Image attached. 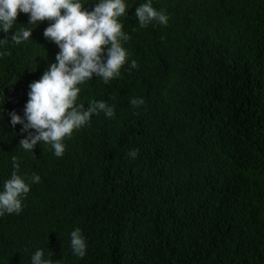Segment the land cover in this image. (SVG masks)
<instances>
[{
	"label": "clouds",
	"instance_id": "obj_1",
	"mask_svg": "<svg viewBox=\"0 0 264 264\" xmlns=\"http://www.w3.org/2000/svg\"><path fill=\"white\" fill-rule=\"evenodd\" d=\"M238 2L252 7L246 11ZM229 6L234 21H210L203 43L181 48L187 52L183 58L175 56V51L167 53V47L174 44L175 49L189 31L200 30L201 25L192 15L210 19L222 7V0H0V30H12L17 16L22 25L11 41L19 45L34 38L39 51L31 48L27 54L32 53L35 58L48 50L47 42L55 44L54 53L58 52L56 62L49 64L39 80L30 83L24 117L15 111L10 113L13 126L23 125L22 130L18 129L19 145L26 151L36 150L38 155L40 146L45 145L42 159L54 173L59 167L54 157L66 155V141L73 131L91 124L103 144L88 139L91 150L101 153L100 159L110 163L123 152L135 159L140 140L149 143L151 139L160 159L180 163L190 159L215 175L228 204L224 214L230 215L233 224L249 208L248 203L258 209L256 197L241 187L244 178L238 174L252 165L239 144V134L251 126L244 109L264 107V71L244 70L227 55H208L228 52L237 28L247 30L252 46H260L264 37L250 28L255 20L264 24L256 15L258 11L264 13V0H233ZM167 24L174 32L171 38L159 27ZM7 42L0 39V44ZM4 54L7 53H0ZM188 55L194 58L189 59ZM126 67L134 77L136 90L131 96L123 82ZM213 90H217L215 97ZM222 94H226V100H222ZM80 96H90L95 101H80ZM147 96L168 106L167 110H150ZM140 105L148 112L144 121L132 109H139ZM219 106L232 114L221 113ZM128 110L137 114L136 120L111 122L100 115L104 112L108 118L121 120ZM29 129L35 134H27ZM3 156L0 153V177L5 180L0 192V215L17 217L22 211V199L30 191V183L23 178L29 158L17 161L13 156L12 164H5ZM232 171L237 173L235 177L231 176ZM75 175L83 176L78 172ZM29 179L31 183L41 180L37 174ZM90 186L91 182L82 188ZM199 193L209 202L210 191ZM150 204L154 203L134 202L117 208L101 193L90 192L78 202L87 215L83 222L88 225L72 229L67 238L55 245L51 236L38 247L29 245L27 264H90V252L114 264H150L143 243L116 242L108 227L120 225L111 213L129 208L131 216L140 215L142 207ZM51 211L53 214L52 208ZM154 224L166 233L174 226L161 211ZM167 234L165 248L159 249L162 253L168 255L171 249L184 246L171 257L174 264L203 262L200 252L185 236ZM115 255L121 256L122 262L114 260Z\"/></svg>",
	"mask_w": 264,
	"mask_h": 264
},
{
	"label": "trees",
	"instance_id": "obj_2",
	"mask_svg": "<svg viewBox=\"0 0 264 264\" xmlns=\"http://www.w3.org/2000/svg\"><path fill=\"white\" fill-rule=\"evenodd\" d=\"M150 1L156 3L160 0ZM230 1L233 0H222V7L210 19L192 15L201 29L189 31L182 41L176 43L175 49L172 48L174 44L167 47V53L171 55L175 51V56L185 58L187 52L181 48L186 50L185 44L194 47L203 43L206 37L204 31L210 21H234ZM238 3L246 11L252 7L244 2ZM256 15L259 20H264L263 12L258 11ZM19 20L17 16L13 29L8 33L0 30V39L8 41L0 44V53H7L0 55V153L4 155L5 164H12L13 156L17 161L29 158L23 178L30 183V191L22 199V211L17 217L0 215V264H27L29 245L38 247L48 236L55 245L67 238L72 229L88 225L83 222L87 215L78 202L90 192L101 193L109 204L117 208L134 205V202L154 203L143 206L140 215L131 216L129 208L113 212L111 216L120 225L108 226L110 237L116 242L143 243L150 264H174L171 257L183 250L184 246L178 250L171 249L168 255L159 250L165 248L167 233L181 234L195 246L203 260L197 264H264V107L251 111L244 109L250 117L251 126L242 129L239 134V144L246 150L243 153L252 165L238 174L244 178L241 187L256 197L254 203L258 209H252L248 203L249 208L243 210L234 224L229 221L230 215L224 214L228 211V204L221 195L223 188L215 175L190 159L185 163L160 159L154 153L157 149L151 139L148 141L152 147L140 140L135 147L139 150L135 159L128 156V152H123L113 157L110 163L109 160L100 159L101 153L91 150L88 139L103 145L91 124L73 131L71 139L66 141V155L54 157L59 167L52 173L50 166L42 159V151L47 149L45 145L40 146V155L36 150L26 151L19 145L21 138L18 129L22 130L23 125L13 126L10 113L15 111L24 117L22 112L29 99L30 83L39 80L49 64L56 62L58 52L54 53L57 51L55 44L47 42L48 50L35 58L34 54H27L31 48L39 51L34 38L19 45L11 41L14 32L22 27ZM159 27L166 37L174 36L168 24ZM250 31L264 37V24L255 20ZM224 55L238 62L237 65L244 70L264 71V41L258 47L252 46L247 30L237 28L231 37L230 50L210 53L208 57L222 58ZM188 58L194 57L188 55ZM123 70V82L131 96L133 89L136 90L134 77L127 67ZM216 92L213 90L212 96L215 97ZM221 98L226 100V94H222ZM147 99L150 110L165 111L168 108L155 97L147 96ZM79 100L95 101L90 96H80ZM213 102L215 105L218 103L217 99ZM107 105L114 109L117 107L110 103ZM140 106L139 109L127 107L134 109L144 121L148 112L144 106ZM218 111L225 115L232 114L223 106H219ZM119 114H122V110H119ZM100 115L111 122L119 120L121 123L137 118V114L129 110L121 120L118 117L108 118L104 112H100ZM29 132L35 134L33 129H29L27 134ZM77 172L83 176H76ZM33 174L40 176L39 183L30 182ZM236 175V172H231L232 177ZM90 182L89 188H82L88 187ZM4 183L5 180L0 177V192L4 190ZM201 191L211 192L209 202L200 195ZM158 211L173 221L170 232L166 233L154 224ZM89 255L92 259L90 264H114L98 253L90 252ZM115 258L122 262L121 256L115 255Z\"/></svg>",
	"mask_w": 264,
	"mask_h": 264
}]
</instances>
